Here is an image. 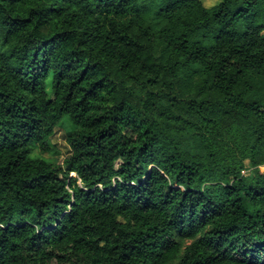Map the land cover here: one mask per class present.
<instances>
[{
  "label": "trees",
  "instance_id": "obj_1",
  "mask_svg": "<svg viewBox=\"0 0 264 264\" xmlns=\"http://www.w3.org/2000/svg\"><path fill=\"white\" fill-rule=\"evenodd\" d=\"M262 165L264 0H0V264H264Z\"/></svg>",
  "mask_w": 264,
  "mask_h": 264
},
{
  "label": "rangeland",
  "instance_id": "obj_2",
  "mask_svg": "<svg viewBox=\"0 0 264 264\" xmlns=\"http://www.w3.org/2000/svg\"><path fill=\"white\" fill-rule=\"evenodd\" d=\"M202 4L206 7H210L212 5H215L219 0H200ZM59 129V128H58ZM61 132L62 130L59 129ZM56 142H60L57 144ZM63 140L58 141L57 138L52 137V144L54 145L53 148H51L48 152H40L38 150H35L34 155L44 158L50 162L54 163H61L66 155L65 146L63 144ZM260 171H264V165L260 166ZM252 173V169H246L244 170L243 174H250ZM72 175H74L72 173Z\"/></svg>",
  "mask_w": 264,
  "mask_h": 264
},
{
  "label": "built area",
  "instance_id": "obj_3",
  "mask_svg": "<svg viewBox=\"0 0 264 264\" xmlns=\"http://www.w3.org/2000/svg\"><path fill=\"white\" fill-rule=\"evenodd\" d=\"M57 136H60V133L58 132V134H56ZM58 141H60V137H56Z\"/></svg>",
  "mask_w": 264,
  "mask_h": 264
},
{
  "label": "crops",
  "instance_id": "obj_4",
  "mask_svg": "<svg viewBox=\"0 0 264 264\" xmlns=\"http://www.w3.org/2000/svg\"><path fill=\"white\" fill-rule=\"evenodd\" d=\"M67 149V148H66Z\"/></svg>",
  "mask_w": 264,
  "mask_h": 264
}]
</instances>
